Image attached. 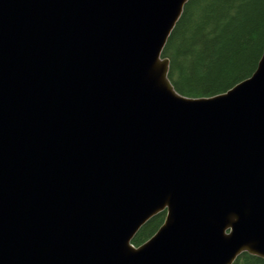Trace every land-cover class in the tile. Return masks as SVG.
I'll use <instances>...</instances> for the list:
<instances>
[{"label":"water","instance_id":"1","mask_svg":"<svg viewBox=\"0 0 264 264\" xmlns=\"http://www.w3.org/2000/svg\"><path fill=\"white\" fill-rule=\"evenodd\" d=\"M187 1L0 0V264L264 258V46L179 95L161 53Z\"/></svg>","mask_w":264,"mask_h":264},{"label":"trees","instance_id":"2","mask_svg":"<svg viewBox=\"0 0 264 264\" xmlns=\"http://www.w3.org/2000/svg\"><path fill=\"white\" fill-rule=\"evenodd\" d=\"M264 46V0H188L161 56L176 93L189 98L226 92L255 70ZM165 211L152 217L131 240H148ZM232 264H264V258L241 253Z\"/></svg>","mask_w":264,"mask_h":264},{"label":"clouds","instance_id":"3","mask_svg":"<svg viewBox=\"0 0 264 264\" xmlns=\"http://www.w3.org/2000/svg\"><path fill=\"white\" fill-rule=\"evenodd\" d=\"M237 219H238V217H236L235 215H233V216L230 217V220L232 222H235Z\"/></svg>","mask_w":264,"mask_h":264}]
</instances>
